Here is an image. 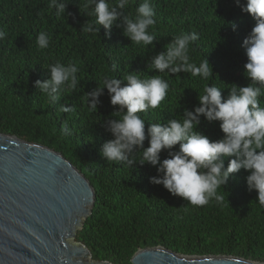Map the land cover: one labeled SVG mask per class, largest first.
I'll list each match as a JSON object with an SVG mask.
<instances>
[{"label":"trees","instance_id":"trees-1","mask_svg":"<svg viewBox=\"0 0 264 264\" xmlns=\"http://www.w3.org/2000/svg\"><path fill=\"white\" fill-rule=\"evenodd\" d=\"M140 2L130 0L125 14L134 16ZM84 3L71 0L58 18L49 0H0V27L8 33L0 41V132L60 152L90 181L95 204L76 241L91 251L93 260L132 264L138 250L163 246L186 255H228L264 262V206L256 200L257 191L247 189L248 172L242 169L234 174L226 192L218 190L225 196L223 204L213 200L198 207L173 197L162 185L149 182L156 175L151 165L137 163L130 168L102 157L101 147L112 137L101 125L115 109L106 89L98 112L89 111L84 95L100 85L105 75L122 78L128 71H142V78H148L159 74L170 83L168 96L160 108L141 115L149 122H166L170 113L180 119L184 108L193 110L198 104L197 92L205 84L250 83L241 45L255 24L251 15L242 12L236 0H153L156 24L149 31L158 40L153 50L132 43L115 26L110 36L103 26L99 33L82 32L83 23L95 21V16L86 15ZM232 22L237 25L235 31ZM41 31L51 37L46 49L36 44ZM181 31L199 33L190 56L197 64L204 57L209 60L214 74L208 81L190 73L170 76L147 70V59L163 51ZM57 61H71L80 68L77 89L65 93L59 102L74 107L73 112H60L59 104L51 105L33 86L36 79L50 78L47 67ZM227 94V88L222 90L223 96ZM65 121L70 133L62 130ZM198 130L213 140L223 135L219 122L203 118Z\"/></svg>","mask_w":264,"mask_h":264},{"label":"clouds","instance_id":"clouds-1","mask_svg":"<svg viewBox=\"0 0 264 264\" xmlns=\"http://www.w3.org/2000/svg\"><path fill=\"white\" fill-rule=\"evenodd\" d=\"M70 3L71 0H49V8H54L59 18ZM129 4L130 0H85L86 15L95 16V21L83 23L81 31L99 33L103 26L105 35L110 36L115 26L122 28L123 35L132 43L155 50L154 42L158 40L155 33L149 31L156 24L153 0H141L134 16L124 12ZM236 4L255 21L241 45L247 56L244 65L245 76L250 80L247 86L205 84L202 92L193 89L198 93V104L193 110L184 108L180 119L170 113L171 118L166 122H149L141 115L147 114L149 109L160 108L168 96L170 83L159 74L148 78H142V71H128L122 78L105 75L100 85L84 93L89 111L98 112L105 89L115 109L112 118L101 125L112 137L103 143L102 157L130 168L137 163L151 165L156 169V175L149 177L151 184L162 185L171 196L193 206H204L213 200L223 204L225 196L218 190L225 191L229 179L242 169L249 173L245 178L248 191L256 190V200L264 206V104L261 102L264 97V0H246L243 5L236 0ZM230 26L236 30L235 22ZM7 35L0 27V41ZM50 39L47 32L41 31L36 44L46 49ZM198 39L196 31H181L164 45L163 51L147 59V70L170 76L190 73L208 81L214 74L209 60L204 57L197 64L190 56V46ZM47 69L50 78L36 79L33 86L51 105L59 104L60 112H73L74 107L59 102L65 93L77 89L80 68L71 61L67 64L57 61ZM115 70L116 65H113L112 71ZM225 88L227 96L222 95ZM202 118L209 123L219 122L223 135L213 140L199 131ZM62 130L70 133L67 121ZM162 153H166L165 158Z\"/></svg>","mask_w":264,"mask_h":264},{"label":"water","instance_id":"water-1","mask_svg":"<svg viewBox=\"0 0 264 264\" xmlns=\"http://www.w3.org/2000/svg\"><path fill=\"white\" fill-rule=\"evenodd\" d=\"M95 190L60 152L0 132V264H112L76 241ZM132 264H264L228 255L138 250Z\"/></svg>","mask_w":264,"mask_h":264}]
</instances>
